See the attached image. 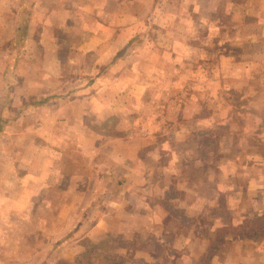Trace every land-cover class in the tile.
<instances>
[{"label": "rangeland", "instance_id": "374dc122", "mask_svg": "<svg viewBox=\"0 0 264 264\" xmlns=\"http://www.w3.org/2000/svg\"><path fill=\"white\" fill-rule=\"evenodd\" d=\"M172 3L167 7L163 0H147L150 16L144 18L148 29L136 32L137 37L121 53L122 59L91 81L102 66L101 56L108 60L114 51L99 45L92 32V15L84 17L80 12L77 17L44 18L43 26H48L46 32L43 29L44 40H52L56 49L44 41V45L28 48L25 57L24 53L19 56L22 48L9 47L7 62L0 63L1 122L18 120L21 111H27L32 120L50 117L51 111H33L49 98L55 99V105H62L64 98H75L80 109H72L69 119L87 122L73 128L74 141L58 147L60 154L53 149L56 145L49 143L50 152L42 158L36 152L20 158L17 143L0 140V185L6 184L13 198L19 197L21 185L31 182L46 190L31 200L27 235L19 237L13 232L12 264H95L102 258L105 264H130L136 256L122 249L149 245L165 254L181 243L179 238L171 243L172 236L197 220L194 227L208 249L217 247L228 234L252 235L257 243L264 241L260 194L246 190L250 183H264V73L259 66L251 74L245 72L243 55L232 49L230 38L236 33L228 25L231 20L226 6L221 3L219 7L218 0H200L198 7L195 0L180 8L178 1L176 8V2ZM196 10L199 21L214 23L220 31H197ZM124 22L130 23L131 18ZM163 24L169 25V31L160 29L165 25L158 27ZM40 26L35 31L38 34ZM108 34L122 37L117 31ZM131 34L125 30L123 36ZM98 83L109 93L95 97L111 106L89 111L84 97L92 96V87ZM83 88L88 89L86 93ZM118 89L122 92L113 99ZM138 89L145 92L135 96L132 90ZM197 118L202 124L196 125ZM5 130L0 124V136ZM8 130L16 131V126ZM4 149L10 158L1 155ZM132 162L147 174L129 179L130 175L119 171L131 173ZM242 173L251 174L252 179ZM4 174L15 183L3 181ZM128 179L130 184L144 183L145 187L133 189L131 195L136 200L118 207L124 193L115 186ZM217 184L222 186L226 203L222 216L221 208L210 206L216 200L213 189ZM219 215L220 224H214ZM68 216L77 222H61ZM166 218L171 223H162ZM76 225L81 231L95 226V231L103 234L87 243L88 254H77V261L67 251L68 241L63 237ZM195 244L192 247H197ZM98 249H103L102 258ZM202 257L198 256V261L192 258L193 264H209ZM140 258H147V264L158 260L157 255ZM175 258L178 263L179 255Z\"/></svg>", "mask_w": 264, "mask_h": 264}, {"label": "crops", "instance_id": "0c3cea01", "mask_svg": "<svg viewBox=\"0 0 264 264\" xmlns=\"http://www.w3.org/2000/svg\"><path fill=\"white\" fill-rule=\"evenodd\" d=\"M82 1L84 2L82 3ZM146 1L147 0H0V63L2 62V64H5L7 62V58L10 56L8 52L10 50L9 47L12 45L22 48L23 51L19 56L24 53L25 55L23 56L25 57L29 54L28 48L38 43L44 45L43 42L45 41L44 39L46 35H44L43 29L45 30L44 32H46L48 29L47 25L46 27L43 26L44 18L49 16L53 18L58 15L71 16L72 14L77 17L79 16L78 13L83 12L84 17H91V15L94 17L95 27L93 28L92 32L94 33V36L99 39V45H103V47L114 48V51L113 53H110L111 55L108 57V60H103V56H101L99 63H101L102 66L98 71L95 72L90 81L94 78L96 79L103 75V72L107 70L108 67H111L112 65L114 66L122 59L121 57H123V55L121 53L124 52L125 46L127 47L129 45L131 39L133 37H137L136 32L139 33L141 30L148 29V26L145 25L146 20L144 18L146 14H149L148 16H150L148 10L149 6L147 5V7H145ZM164 1L167 7H171L173 5L172 2H176L174 4L175 8L177 7V1L179 3V8L193 2V0H163V2ZM199 1L200 0H195L196 7L199 6ZM218 1L219 7H221V3L226 6L225 13H227L229 19L231 20V24L228 25L232 26L233 32L236 33L232 38H230V42L233 45L232 49H236L239 55H243L241 60L246 65L245 72L251 74L252 71H256L255 66H259L261 73H264V0H236V2L232 0ZM218 6L216 7L217 9ZM132 8H134V10ZM145 8H147V11H145ZM153 13L155 15L156 10H154ZM127 18H131V22L126 24L124 21ZM39 24L42 25L40 26L41 28L39 27L38 29H41V34L35 32ZM164 25L165 27L160 29L162 31H169L170 28L168 24L158 25V27ZM195 26L197 31H199V28L201 30H208L209 33L220 31L219 26L217 27L214 23L207 24L202 20L199 21L197 10ZM181 29L183 28L181 27L180 30ZM110 30L115 33L117 31L120 35L122 34V37L119 38V35L117 34H111L109 36L108 33ZM125 30L130 31V33L133 32V34L127 35V37L124 38L123 34ZM213 36L214 35H211V37L214 39ZM45 42H51V47L56 49L52 40H47ZM56 44L58 45L57 41ZM228 60L234 61L233 58H229ZM92 88H95V90L92 92V96L84 97L85 103L88 101L89 111L92 107L109 109L111 105L101 104L99 99L97 100L95 97V95H107L109 93V89L100 87L99 83ZM81 90L86 93L88 89L83 88ZM118 90V93H113L115 95L113 99H116L115 97L120 96L122 91L120 89ZM161 91L164 92L166 90L162 89ZM132 92L135 96H139L145 91L144 89L142 91L138 89L132 90ZM25 93L26 92H23V94ZM61 95L63 97H67L65 93H62ZM72 95L77 94L73 93ZM51 96L53 97L56 95ZM194 96L197 98L198 92L195 91ZM79 101L80 99H78V102ZM195 102L197 107V100ZM62 103V105H55V99L49 98L45 99L43 104H39V106L33 110L35 112L51 111V116L48 118L41 117L32 120L29 119V113H27V111H21L23 114H21L18 120L0 121L1 126L6 128V134L2 133L0 140H3L9 145L13 141L14 143H17L19 145L20 158L24 154H34L35 152V155L38 157H45V154L50 152L49 143L56 145V147L53 149L58 153V147L61 148V145L69 144L74 141L75 136L73 128H75L77 124L85 125L87 123L86 121L84 122L82 118L76 120L69 119V113L72 109L75 111L80 109V105L76 102L75 98H64ZM56 108L57 110H54ZM200 120L201 119L199 118L196 119V125L202 124V121ZM89 123V126L92 128L91 121ZM14 126H16V131L8 130ZM86 135L92 136V134L90 135L89 132H87ZM101 135L99 136L100 138ZM6 149L1 152V155L4 158H10V155ZM58 154H60V151ZM137 165V163L132 162V169H129L131 170V173H129L127 170L119 171H122V174L125 176L130 175L131 177L129 179H132L133 176L137 178L139 176H145V174H147L145 170H140L139 165ZM233 174L234 173L231 172L230 176ZM242 175H247L248 180L252 179V176L249 173H242ZM129 179L127 180L126 184L115 186L117 190L124 193L123 197L116 203L119 205L118 207L127 206L126 204L130 200H136L135 196L131 195L133 189L137 188L138 191H140V189L145 187L144 183L137 182L136 184H130ZM3 181H6V183H9V185H13L15 183V181L9 180L5 174L3 175ZM33 184L34 183L31 182V184L21 185L22 189L18 198H13L10 194V191L5 189L4 186H6V184L0 185V263L12 264V261L9 258H11L13 255V232L19 233V237H22V235L25 237L27 235L26 220L30 218L28 217L27 213L28 209L33 207L31 200L34 197H37L38 193L42 191L43 193L46 192L45 189H42L41 191ZM107 187L108 186H105L104 189L106 190ZM252 189L254 193L258 192L260 194V203L264 206V198H261L264 194V183L255 185L250 183L246 190ZM213 190L217 192L215 197L216 200L213 199L210 202V206L213 205V208L216 209L221 208L222 216L226 211L224 196H221L222 186L217 184V187H215ZM242 190H245V188H242ZM221 216L219 215L217 218H214L213 223L219 225L221 222ZM68 220H72L70 223L73 224L76 221V218H69L68 216L63 218L61 222ZM85 221L87 222L88 220ZM85 221L82 222V219L79 220V222L82 223H86ZM104 221H106V218ZM162 221V223H165L166 225L171 223L169 218H166ZM122 222L125 223L124 220H121V223ZM91 224L97 223L93 222ZM197 224L198 220L195 223H188L184 230L181 231V234H175L172 236L171 243L175 241L176 238H179L181 243L177 248L171 246L165 250V254H163L162 251H159L160 249L156 250L150 248L149 245L142 246L134 250H122L126 251L127 253L131 251L136 256L135 259L131 260L130 264H141L142 262L143 264H147V258L141 259L140 257L155 255L158 256L157 264H193L192 258H195V260L198 261V256H203L202 258L208 259L209 264H264L263 240L257 243V240L253 238L252 235H248V238H246L245 236L240 237L239 235L228 234L221 238V241L223 242L219 243L217 247L214 246L212 249H208L201 242L203 241L202 239L204 237L198 234V227L196 229L194 227ZM37 225L38 224L36 223V226ZM134 225L135 224L133 222V226ZM76 228L77 225L74 226L72 230L63 234V237L67 238L68 241V247H66L67 251L73 257V259L77 261V254H88L89 248L86 247L87 243L98 236H102L103 234L100 231H95V226L90 231L76 230ZM55 238L57 241H59L60 234H57ZM192 240L197 241V244H195L196 241L193 242L195 245H197V247H192ZM174 244L176 243L174 242ZM98 251L101 252L99 253V256L102 258L103 249H98ZM116 253L122 255L121 250H116ZM177 255L180 257L178 263L177 260H175ZM5 257H7V260H5ZM161 257L165 259L163 260ZM102 259L96 261L95 264H105L104 260ZM74 264L77 263L75 262Z\"/></svg>", "mask_w": 264, "mask_h": 264}, {"label": "trees", "instance_id": "16d2710c", "mask_svg": "<svg viewBox=\"0 0 264 264\" xmlns=\"http://www.w3.org/2000/svg\"><path fill=\"white\" fill-rule=\"evenodd\" d=\"M126 48V47H125Z\"/></svg>", "mask_w": 264, "mask_h": 264}]
</instances>
